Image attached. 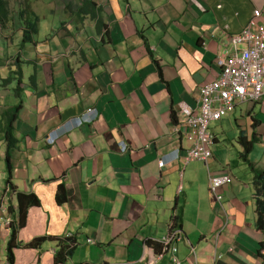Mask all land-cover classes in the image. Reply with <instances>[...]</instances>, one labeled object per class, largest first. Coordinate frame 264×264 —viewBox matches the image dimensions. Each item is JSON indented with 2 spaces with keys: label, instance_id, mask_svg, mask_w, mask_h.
<instances>
[{
  "label": "crops",
  "instance_id": "1",
  "mask_svg": "<svg viewBox=\"0 0 264 264\" xmlns=\"http://www.w3.org/2000/svg\"><path fill=\"white\" fill-rule=\"evenodd\" d=\"M95 2L97 18L75 13L45 31L40 21L26 43L22 20L0 25V69H10L0 75V209L14 221L20 192L40 199L20 228L16 264H54L65 241L66 264H264V104L239 102L211 123L209 163L186 164L192 143L174 130L180 105L200 110L201 87L218 77L225 33L240 32L264 0ZM66 5L74 13L81 2ZM87 107L99 112L93 122L48 142ZM14 109L11 176L2 120ZM241 135L255 139L254 167L241 156ZM161 159L172 162L160 169ZM222 172L233 181L220 188V202L210 173ZM61 183L65 202L56 198ZM177 228L183 238L162 253L163 237ZM11 237V228L0 230V264H10ZM38 237L60 241L30 246Z\"/></svg>",
  "mask_w": 264,
  "mask_h": 264
},
{
  "label": "built area",
  "instance_id": "2",
  "mask_svg": "<svg viewBox=\"0 0 264 264\" xmlns=\"http://www.w3.org/2000/svg\"><path fill=\"white\" fill-rule=\"evenodd\" d=\"M225 34L228 46L218 55L216 62L220 72L214 81L201 87L200 110L187 102L178 108L174 130L192 143V147L182 156L186 164L196 160L209 163L213 158L212 122L228 115L239 102L255 101L264 104V7L253 11L252 17L240 32ZM98 115L96 108L88 107L81 115L65 121L62 126H81L94 121ZM127 149L126 145L122 146L123 152ZM167 164L168 159H161L158 163L160 169ZM232 181L233 177L228 173H210L211 190L217 201H222L220 188ZM7 211L2 205L0 213L4 216H0V230L12 229L14 221L5 216ZM182 238V229H171L161 241L162 253ZM162 253L158 257H162ZM174 263L181 264L179 258H174Z\"/></svg>",
  "mask_w": 264,
  "mask_h": 264
},
{
  "label": "trees",
  "instance_id": "3",
  "mask_svg": "<svg viewBox=\"0 0 264 264\" xmlns=\"http://www.w3.org/2000/svg\"><path fill=\"white\" fill-rule=\"evenodd\" d=\"M81 2V6L76 11V15L82 19H85L87 16H90V18H97L100 16L101 13V6L100 4H97L95 0H79ZM68 7H71L68 6ZM21 14L19 13L18 17L16 18L13 15V10H11V5L9 0H0V25L2 27L5 26L6 22H9L12 17L17 19L18 21L24 19L26 20V30L24 33L23 43L29 42L33 40V35L38 33L39 31V23L40 20H38L37 15L35 13L30 12L27 19H25V16L27 15V9H21ZM100 24V21H98ZM19 109V108H18ZM18 109L14 110H7L6 113H4L2 125H4V133H5V141L7 144V161H9V172L11 176H13V166H12V154L13 151L18 148L19 140L16 136V128H15V121L18 117ZM174 119H176V115H174ZM255 142L254 140L248 141L247 136L241 135L239 137V143L243 146L244 150L241 156L244 158V160L247 162V164L250 167H254V164L249 160V154L252 149V144ZM262 174L261 176L264 177V169H260ZM262 192L264 197V185L262 186ZM19 218L17 220H14L13 226H12V237L9 242V245H7V258H9L10 264H16V249L19 246V232L20 228L25 225L27 220V213L29 207L33 205H39L40 199L34 192H20L19 193ZM56 198L58 202H65L68 199V195L66 193V186L65 183H61L58 186V191L56 193ZM258 230L264 231V199L258 200V222H257ZM57 240L53 237H38L33 240V242L30 244V246H37L42 242H45L47 240ZM62 244L59 245V250L56 253L55 256V262L54 264H66L68 255L71 251L68 250V245L64 242H61ZM261 253V252H260Z\"/></svg>",
  "mask_w": 264,
  "mask_h": 264
},
{
  "label": "rangeland",
  "instance_id": "4",
  "mask_svg": "<svg viewBox=\"0 0 264 264\" xmlns=\"http://www.w3.org/2000/svg\"><path fill=\"white\" fill-rule=\"evenodd\" d=\"M95 1L98 2L102 0H95ZM9 2L13 10V15L15 17H18L19 13L21 14L22 12L20 11L21 9H27V15L25 16V19H27V17H30L29 16L30 12L35 13L38 17L37 19L41 21V26L43 27L42 31L43 30L45 31L47 28L48 29L51 28V24H54L55 27H59V25L56 24V22L61 21V19L68 20L69 17L72 16V14L75 15L76 11L73 13L72 6L68 7L66 5V9L64 10L62 8L63 4H66L67 2L72 4V3H77L79 1L78 0H9ZM51 2H54L55 4H51ZM19 7H21V9ZM13 20L14 17L11 18V21ZM26 24H27L26 20L22 19V26L26 27ZM1 31H3V29ZM2 38L0 37V42L4 41V40L1 41ZM15 69L18 68L16 67ZM7 70L10 69H0V75L5 73V71ZM211 127L214 129V126ZM2 150L5 152L7 151L6 143H4V146H2Z\"/></svg>",
  "mask_w": 264,
  "mask_h": 264
},
{
  "label": "clouds",
  "instance_id": "5",
  "mask_svg": "<svg viewBox=\"0 0 264 264\" xmlns=\"http://www.w3.org/2000/svg\"><path fill=\"white\" fill-rule=\"evenodd\" d=\"M17 6V5H16ZM20 9H21V7H19ZM11 10H12V7H11ZM12 16H14V15H12ZM17 18V17H16ZM88 108V107H87ZM95 108V107H94ZM84 112V111H83ZM99 113V112H98ZM99 116V115H98ZM97 116V117H98ZM96 119V118H95ZM93 122V121H92ZM65 123V122H64ZM63 123V124H64ZM87 123H90V122H87ZM62 124V125H63ZM84 124V123H83ZM60 126L59 128H57V130L55 131V133H53L52 135H51V137L50 138H48V142H50V143H55L56 142V140H58L62 135H63V133H67V131H69L70 129H72L73 127H70V128H68L67 126ZM75 127H79V126H75ZM52 140H54V142H52ZM181 157H180V154H178V156H177V159H180ZM172 162V160L171 159H169L168 160V164L169 163H171Z\"/></svg>",
  "mask_w": 264,
  "mask_h": 264
},
{
  "label": "bare ground",
  "instance_id": "6",
  "mask_svg": "<svg viewBox=\"0 0 264 264\" xmlns=\"http://www.w3.org/2000/svg\"><path fill=\"white\" fill-rule=\"evenodd\" d=\"M82 126V125H81ZM80 128V127H79ZM4 230V229H3ZM7 230H9V229H7Z\"/></svg>",
  "mask_w": 264,
  "mask_h": 264
}]
</instances>
